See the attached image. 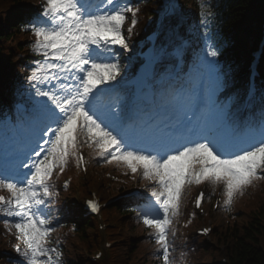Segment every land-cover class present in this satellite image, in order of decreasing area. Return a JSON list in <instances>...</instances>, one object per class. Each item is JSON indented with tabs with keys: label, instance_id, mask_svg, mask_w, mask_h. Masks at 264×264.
Instances as JSON below:
<instances>
[{
	"label": "snow or ice",
	"instance_id": "1",
	"mask_svg": "<svg viewBox=\"0 0 264 264\" xmlns=\"http://www.w3.org/2000/svg\"><path fill=\"white\" fill-rule=\"evenodd\" d=\"M201 8L204 54L191 68L146 84L142 103L128 105L120 94L126 66L116 49L130 50L125 33L135 29L140 8L127 0H43L26 26L43 59L27 77V103L0 125V191L8 194L0 195V215L9 218L3 223L14 230L23 264H62L53 239L54 177L73 161L86 171L85 147L98 163L151 183L138 216L154 230L163 264H175L170 235L191 186L222 188L231 210L264 179V114L238 121L220 99V50L207 32L215 13L210 4ZM204 200L200 192L195 206ZM88 207L100 210L94 201Z\"/></svg>",
	"mask_w": 264,
	"mask_h": 264
},
{
	"label": "trees",
	"instance_id": "2",
	"mask_svg": "<svg viewBox=\"0 0 264 264\" xmlns=\"http://www.w3.org/2000/svg\"><path fill=\"white\" fill-rule=\"evenodd\" d=\"M25 2L27 0H0V86L3 88L6 87V84H3L5 68L13 57V52L10 49L4 51L1 47L5 43H10L12 39L10 30L22 19L25 9L20 5ZM227 6L230 8L227 31L232 42V47L227 49V53L233 63L231 65L234 69V84L239 82L240 85L244 82L240 73L245 71L249 61L244 47L255 30V24L264 15V0H227ZM108 165L117 167L115 163H106L104 167ZM127 171L129 187L143 181L140 176L138 179L130 178L131 172ZM91 185L102 187V182L96 178L92 180ZM132 202L129 197L122 196L111 202L106 210L109 219L118 225L110 230L115 241L114 257L111 262L131 264L135 261L139 264H158L159 258L155 261L154 246L148 238L146 229L138 224L128 209V204ZM57 207L60 209L61 220L67 221L65 219L71 218L79 228L77 235L69 239L75 257L70 264H89L90 259L86 252L97 249L105 240L103 233L98 229L97 219L84 217L80 208L72 207L63 199H59ZM127 221L132 223L135 235L125 233ZM122 228L124 231H121ZM214 237L217 246H209L204 240L197 243L199 252L195 259L197 264H213V260L221 256L223 248L228 255L229 264H264V184L263 188H259L254 194L245 195L240 199L236 217L233 220L219 222ZM2 247H9V241L0 230V264H6L5 254L1 252Z\"/></svg>",
	"mask_w": 264,
	"mask_h": 264
},
{
	"label": "rangeland",
	"instance_id": "3",
	"mask_svg": "<svg viewBox=\"0 0 264 264\" xmlns=\"http://www.w3.org/2000/svg\"><path fill=\"white\" fill-rule=\"evenodd\" d=\"M126 224H125V228H126V230H125V233L126 232H128L130 235H135V230H134V228L132 227V225H131V222H125Z\"/></svg>",
	"mask_w": 264,
	"mask_h": 264
}]
</instances>
